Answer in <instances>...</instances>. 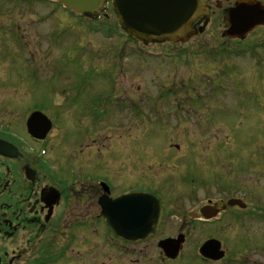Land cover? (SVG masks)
<instances>
[{"label":"rangeland","instance_id":"1","mask_svg":"<svg viewBox=\"0 0 264 264\" xmlns=\"http://www.w3.org/2000/svg\"><path fill=\"white\" fill-rule=\"evenodd\" d=\"M81 21L39 0H0V81H8L6 94L21 95L11 105L26 113L39 102L53 104L55 111H70L71 122L96 99L102 119L96 127L119 165L127 152L131 163L124 165L140 160L146 168L178 158L231 194L264 200L263 30L230 40L211 28L185 45L142 48L122 33L111 5L106 16ZM81 120L84 129L88 117ZM174 145L182 157L168 151ZM122 177L127 184L136 179ZM207 193L218 194L214 186ZM168 218L170 232L177 219ZM205 229L187 245H193V264L200 263L195 248L208 236ZM187 253L177 264H190Z\"/></svg>","mask_w":264,"mask_h":264},{"label":"flooded vegetation","instance_id":"2","mask_svg":"<svg viewBox=\"0 0 264 264\" xmlns=\"http://www.w3.org/2000/svg\"><path fill=\"white\" fill-rule=\"evenodd\" d=\"M39 1L62 6L58 0ZM204 2L206 16L200 15L192 22V28L204 27V31L187 43L211 28H221L222 38L240 40L224 36L230 25L229 11L239 3L264 6V0ZM169 43L187 44L164 42ZM7 82V79L0 81V264H177L186 257L184 252L191 253L190 264H193V245L189 250L187 245L190 241L193 244V235L202 226L210 228L205 229L208 236H203L204 242L218 239L225 255L219 260L208 259L199 254L196 246L199 264H264L262 197L231 194L233 191L220 182H207V171V177L201 178L198 169L193 171L189 165L179 164L182 160L178 158L161 159L165 163L160 165L147 164L150 171L145 161L124 165L131 163L128 159L132 153L127 152L128 161L119 165L113 159L115 148L106 143L107 138L103 139L99 133L101 128L96 127L100 118L95 112H81L75 117L79 122H70V111H55L53 104L34 106L23 113L20 105H11L12 98L21 95L6 94ZM32 82L36 92L37 84L35 80ZM14 90L18 92V88ZM34 110H41L47 116L45 122L38 121L42 129L38 135L28 128V119ZM82 117H88L84 129ZM172 146L168 151L174 148L176 156L185 154L180 145ZM128 174L135 175L136 179L127 184L122 176ZM210 186L216 188L217 195L207 193ZM132 191H151L163 208L160 228L145 240L118 236L103 215V199H114ZM231 198L241 199L247 206H227L217 217L206 219L203 207L216 203L221 206ZM205 211L208 215L213 212ZM173 216L177 222H170L169 226L173 227L169 232L165 225L168 217ZM132 219L133 213L123 221L128 223ZM214 230L224 235L214 236ZM180 234H184L185 242L178 257H167L159 243ZM150 243L154 246L153 253H150Z\"/></svg>","mask_w":264,"mask_h":264},{"label":"water","instance_id":"3","mask_svg":"<svg viewBox=\"0 0 264 264\" xmlns=\"http://www.w3.org/2000/svg\"><path fill=\"white\" fill-rule=\"evenodd\" d=\"M71 10L77 14H96L102 11L107 0H60ZM114 11L119 19L121 27L135 40L142 41L145 44L149 42H161L163 40L171 41H187L195 31L191 29V24L196 17L205 12L203 0H114ZM260 10H264V6L260 3H242L236 8L229 11L230 28L226 33L230 36L245 37L253 27L264 23V14H260ZM34 116V115H33ZM138 195H127L114 199V202L121 204L126 199H136ZM154 200L155 206L160 208V203L152 196L145 195ZM113 202L108 199L103 203L106 216L109 217V223L112 229L119 236L126 239H146L153 235L155 229L160 222V215L156 216V222H150L148 213L134 214V220L128 221L129 226H126V221L116 219L112 212H107L105 207ZM240 205V200L231 199L228 205ZM144 206V205H142ZM226 207H208L202 209V213L206 217H213L219 211ZM142 208V207H141ZM206 209H213L212 214H207ZM162 211V210H161ZM128 218L132 213H127ZM148 218V227L143 225L142 217ZM133 225L131 226V223ZM182 241L177 243L163 240L160 242V247L164 249L165 255L170 258H176L182 246ZM220 242L209 240L202 245L200 252L208 258L219 259L223 256V252L219 251Z\"/></svg>","mask_w":264,"mask_h":264},{"label":"bare ground","instance_id":"4","mask_svg":"<svg viewBox=\"0 0 264 264\" xmlns=\"http://www.w3.org/2000/svg\"><path fill=\"white\" fill-rule=\"evenodd\" d=\"M239 5H242V3H239ZM234 8H236V7H234ZM234 8H232V9H234ZM259 12H260V14H264V10H260ZM251 30L252 31H255V33L257 31H259V30H263V32H264V23H263V25L260 24L258 26L253 27V29H251ZM134 42L136 43L138 41L137 40H134L133 43ZM164 42L165 41L163 40V41H161L159 43L160 44H164ZM263 44H264V42H262V43L259 42V46H264ZM24 90H25V88L22 87V89L19 88L18 92L19 91H24ZM97 102H98V100L94 99L93 102H91V104L89 105V110L95 112V114H96L95 116L96 117H99L100 115H99V110H98ZM35 106L36 107H39V108L42 107L39 103L35 104ZM44 107H47V106L44 105ZM46 119H47V116L41 110H34L31 113V115L29 116V119H28V128H29V131L32 134L38 135V133L40 131H42V129L40 128V126L38 124V121H40L42 123V122H45ZM100 120H102V119H100ZM108 130L111 131L110 128H108ZM151 193H152L151 191L149 193L143 192V191H132V192L125 193V194H123L121 196H118V197H116L114 199H117V198L122 197V196H127V195H133V196L138 195V196L136 197V199H129V200L126 199L121 204H118L117 202H114L113 201L114 199H112L113 202H111V203H109L110 201L107 202L110 205L108 207H105V210L107 212H112L113 216L116 219H118V220H127L128 219V214L127 213H129V212L130 213H134V214L148 213L150 215V222L151 221L152 222H156L155 221L156 216L157 215L159 216L160 213H161L160 222H159L157 228L154 231V233H155L160 228V224H161L162 217H163V211H161L160 208H157L155 206V202H154L153 199L145 196V195L152 196L156 200H158V198L155 195L151 194ZM107 200H108V198L106 200L103 199L102 206H103V203L105 201H107ZM142 205H144V206H142ZM217 205H218V203H216V204H210V207H215ZM103 215L107 218V223L111 227V225L109 223V217L106 216V214H105L104 206H103ZM141 222L143 223V225H147V227H148V222H149L148 218L145 220L144 219V216H143ZM130 223H131V226H132L133 225V222H130ZM125 225L126 226H129L130 224L127 223ZM182 239H183L182 246H181V249H182L183 248V244L185 242V236H184V234H180V235H178L175 238L169 237V238H165L163 240H165V241L168 240L169 242L172 241L173 243H177L178 241H181ZM163 240H161V241H163ZM134 241H138V240H134ZM203 243H200V245H198V247L201 248L202 245H203ZM159 246H160V243H159ZM181 249H180V251H181ZM199 254L202 255L203 257H205L200 252V250H199ZM205 258H208V257H205ZM208 259H211V258H208Z\"/></svg>","mask_w":264,"mask_h":264}]
</instances>
